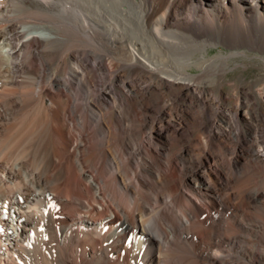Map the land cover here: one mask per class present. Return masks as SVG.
Here are the masks:
<instances>
[{"label": "bare ground", "instance_id": "1", "mask_svg": "<svg viewBox=\"0 0 264 264\" xmlns=\"http://www.w3.org/2000/svg\"><path fill=\"white\" fill-rule=\"evenodd\" d=\"M212 44L264 53V0H0V264H264L262 80Z\"/></svg>", "mask_w": 264, "mask_h": 264}, {"label": "rangeland", "instance_id": "2", "mask_svg": "<svg viewBox=\"0 0 264 264\" xmlns=\"http://www.w3.org/2000/svg\"><path fill=\"white\" fill-rule=\"evenodd\" d=\"M203 52V50H198V52L195 53L194 57L197 58L199 55H202ZM220 52L228 55L229 66L227 72L229 88H232L231 83H233V81L238 78H242L245 81H251L255 78H259L260 81H262L260 82V84H257L255 88L264 96V53L258 50L255 51V49L252 50L248 48L230 49L221 44L210 45L206 53L213 55ZM192 70L198 71L199 69L198 67H193ZM259 213L264 215V209Z\"/></svg>", "mask_w": 264, "mask_h": 264}]
</instances>
